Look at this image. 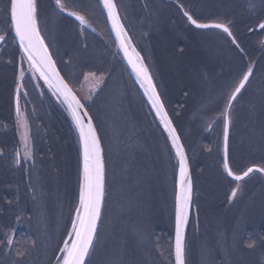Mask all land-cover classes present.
Returning a JSON list of instances; mask_svg holds the SVG:
<instances>
[{"label": "rangeland", "instance_id": "1", "mask_svg": "<svg viewBox=\"0 0 264 264\" xmlns=\"http://www.w3.org/2000/svg\"><path fill=\"white\" fill-rule=\"evenodd\" d=\"M116 2L136 47L144 54L151 67L162 99L190 154L196 190L195 204L205 207L210 203L208 201L211 195L216 193L214 187L217 189L218 184L212 173L223 179L216 193L218 203H222L227 197L229 201L231 189L237 183L240 184L237 197L227 202L222 213L210 215L208 221L203 219V226L208 225V230H211L205 239L201 238L199 243L197 238H192L188 233L187 264H192V259L199 260V263L195 261L194 264H264V254H260L264 250V175L254 172L243 181L234 182L224 172V125L221 115L237 81L248 67H252V78L232 103L229 161L236 174H242L253 165L264 164L263 102V119L258 123L252 119L256 97L262 95L264 90V30L258 27L264 22V0ZM62 3L69 12L85 16L90 27L81 30L75 19H69L65 12L56 8L55 0L50 5L45 0H39L38 14L42 35L59 69L91 112L102 136L105 162L109 170L106 200L115 193L122 204L116 207L115 214L111 211L106 215L105 201L95 246L86 264H130L131 259V264H161L163 258L166 260L164 264H173L175 174L178 168L175 151L167 143L169 140L136 89L119 49L107 31L106 18L98 1L62 0ZM0 7L2 8L1 2ZM184 11H188L201 23L228 24L236 43H233L227 33L218 29L198 30L191 26ZM2 20L5 17L0 11V31L5 30ZM251 29H254L253 33H250ZM82 36H90L88 45ZM160 42H163L164 53L169 61L166 62L167 65L161 64V71L156 62L154 66L152 60L157 51L153 52L154 48L151 49ZM3 64L7 67L0 69V87L14 77L15 80L6 90L0 88V117H6L9 121L4 124L0 122V142L2 140L4 143V146H0V167L3 168L0 185L5 183L7 187V183L11 181L22 189L24 174H20L16 168L15 151L9 150L12 146H7V143L14 141L13 97L16 77L23 64L24 91L26 89L28 95L22 97L21 102L29 123L33 152L31 160L24 162L21 159L30 175L28 190L33 202L40 201L48 205V196H55L57 205L50 210L45 207L40 211L41 205L35 203L38 207L32 208V213L25 208L26 212L22 213L21 219L12 215L6 218L21 225V233L15 242L16 248L13 247V242L11 245L7 243L14 234L13 230L5 228L10 222H4V227L0 223V253L3 259L7 257L5 262L2 259L0 263L57 264V257L63 255L60 248L68 238L70 218L78 196V138L71 123L65 120L66 113L62 104L54 101L37 77L27 71V61L21 60L14 37L11 47L7 44L1 49L0 66ZM88 73H95V77L88 76ZM96 78H102V82ZM244 111L248 115L247 120L243 117ZM58 127L60 129H56ZM61 134L65 135L62 141L59 140ZM53 135L55 144L50 141ZM132 135L137 137L132 145L137 141L140 143L142 156L124 151L128 146L116 149L120 144H126L128 139L131 140ZM39 139L48 146L40 147ZM48 147L50 150L57 149L60 160L57 163V173L63 183L61 188H57V181L48 176L51 163H42L40 160L39 149L49 153ZM153 162L156 165L154 171L151 170ZM71 171L74 173L70 174ZM148 180L150 189H145ZM51 186L55 191H50ZM15 191L12 194L14 196H9V189L5 192L1 189L0 210L3 193L10 199L8 207L11 212L19 196L25 195V192L15 194ZM153 209L161 211L157 220L162 225V238L152 242L151 227L154 226V220L148 215ZM194 209L197 218L199 212ZM129 212L133 217L130 227L126 221ZM134 221L149 224L150 229L147 227L144 231L147 235L136 236L132 232ZM249 243L256 250L248 247ZM258 246L262 248L259 253ZM224 254L226 258L223 257ZM201 260L206 262L202 263Z\"/></svg>", "mask_w": 264, "mask_h": 264}, {"label": "snow or ice", "instance_id": "2", "mask_svg": "<svg viewBox=\"0 0 264 264\" xmlns=\"http://www.w3.org/2000/svg\"><path fill=\"white\" fill-rule=\"evenodd\" d=\"M101 3L103 8L107 10L108 19L112 23V29L116 33L120 48L131 65L136 79L139 81L141 87H143L144 94L148 97L156 116L159 118L160 124L167 132L172 149L175 151L178 177L176 180L174 204L175 240L173 264H185V232L193 203V185L189 174L188 156L183 143H181V137L177 133V129L165 109V103L153 81L152 73L148 65L144 63L143 57L132 44L131 37L121 22L117 5L114 0H101ZM55 6L60 11L65 10L62 0H55ZM0 11L3 12L8 25L4 33L0 34V41L6 40L8 34L14 31L15 39L18 40L19 44L21 60H26L28 63L27 71L33 75L38 73L39 78L44 80L52 94L62 104L66 105L75 132L77 133L80 155L78 200L74 206L73 215L70 218V231L67 233L68 238L63 241V247L60 248V252L63 255L62 257H57V264H86V258L90 256L95 246L94 241L97 238L98 221L101 219L102 208L107 195V170L101 138L84 104L81 103V100L70 87L69 82L65 80L56 68L55 61L49 52V46L46 44L45 37L41 33L37 0H6L3 9ZM183 14L198 29H221L228 36H232L228 24L223 22L201 23L193 18L188 11H184ZM68 15L74 16L81 25L86 23L85 17L78 12H69ZM259 28L264 30V23H261ZM233 43H236L234 39ZM241 51L243 50L241 49ZM252 73V67H248V70L243 72L242 77L231 91L225 103L224 111L221 114L224 125L222 165L224 172L228 177H232L234 182H241L254 172L264 174V164L248 167L242 174H235L229 166V131L232 123V102L237 99L238 94L245 88ZM88 76L95 77V73H88ZM96 79L102 82V78ZM24 80L25 69L23 64H21L15 86V114L19 130L20 148L15 153L14 163L18 166L22 162L20 159L21 150L24 162L31 160L33 157L29 123L25 113L21 109L20 103L21 98L28 95L26 91H22L25 88ZM239 188L240 184L237 183L236 187L231 189L230 202L237 197ZM7 243L11 245L12 240L9 238ZM248 247H252V244L249 243ZM169 254L171 255L172 253Z\"/></svg>", "mask_w": 264, "mask_h": 264}, {"label": "trees", "instance_id": "3", "mask_svg": "<svg viewBox=\"0 0 264 264\" xmlns=\"http://www.w3.org/2000/svg\"><path fill=\"white\" fill-rule=\"evenodd\" d=\"M38 2H39V0H38ZM42 2V1H41ZM45 2L46 3H48V5H50V4H52L53 3V0H45ZM39 5V4H38ZM188 21V20H187ZM189 23V22H188ZM108 28V27H107ZM108 31V33H109V35L111 36V34H110V32H109V30H107ZM254 32V30H252L251 29V32L250 33H253ZM113 42H114V39H113ZM163 42H160L159 44L157 43L156 44V46L154 47H151V49H153V52H156L157 51V54H156V57L154 58H152V60H154V66H155V62H156V65L158 66V68L160 69V71H161V64H165V65H167V63L166 62H169L168 61V57L167 56H165V51H164V45L162 44ZM115 44V43H114ZM162 50V51H161ZM180 54V56H181V54H182V52L181 53H179ZM144 55V54H143ZM165 65H164V67H165ZM158 68L156 67V70L157 71H159L158 70ZM13 80H15V77L13 78ZM13 80H11V81H9V82H7V83H5V84H9V85H3V86H1L0 88H5L4 90H6V88H8L12 83H13ZM137 89V88H136ZM140 94V93H139ZM149 109V108H148ZM66 113V112H65ZM65 116V120H67V121H69V123L71 122L70 121V119H69V117H68V115L67 114H65L64 115ZM12 118H13V123H14V131H15V135H14V141H10V142H8L7 143V146H12L9 150H14L15 151V153H16V151H17V149L18 148H20V144H19V132H18V128H17V122H16V114H15V106H14V102H13V111H12ZM154 120L156 121V123L159 125V123H158V121L154 118ZM5 121H8V119L6 118V117H0V122L2 123L3 122V124L5 123ZM126 121H127V117H125V120H124V122L126 123ZM9 122V121H8ZM71 125V124H70ZM115 126H116V124L114 125V127L113 128H115ZM71 127H72V125H71ZM159 127H160V125H159ZM161 128V127H160ZM56 129H60L59 127L58 128H56ZM5 131H8V130H5ZM100 133V132H99ZM154 133V132H153ZM128 134L129 133H127V135H126V137L128 136ZM137 134H138V132H137ZM58 136V135H57ZM101 136V135H100ZM53 137H54V135L53 136H51V142L53 143V144H55L56 142H54L53 141ZM63 137H65V135H62L61 134V138L59 139V140H63L62 138ZM56 138V137H55ZM101 138H102V136H101ZM132 139L130 140V139H128L127 141H126V144H124L123 146L120 144L116 149L118 150V148H120V147H124V146H128L127 148L125 147L124 149V151H128V152H132L133 154H139L140 156H142L143 155V153H142V148H140L139 147V142L137 141V143L136 144H134V145H132V143L135 141V140H137V137H136V135H132V137H131ZM57 139V138H56ZM40 140V142L38 143L39 145H40V147H42L43 148V146H48V144H46L45 142H42L41 143V139H39ZM58 140V139H57ZM144 140V138L142 139V141ZM0 146H4V143L2 142V140H1V142H0ZM50 147V146H49ZM48 147V150H50V148ZM141 153V154H140ZM39 155H40V160H42V163H43V161H44V163H46L47 161H49L50 163H51V165H50V168H48V171L50 172V173H48V176H49V178H52V179H54V180H56L57 182H56V187L58 188V187H62V185H63V183H62V180H61V177L59 176V174L57 173V171H58V166H57V163H60V160H59V157H58V155H57V149L56 148H54V149H52L51 148V150H50V152L49 153H46V152H43V150L41 151L40 149H39ZM21 159H23L22 158V150H21V157H20ZM22 161V160H21ZM155 162H153V163H151V170L152 171H154L155 170ZM16 168L19 170V173L20 174H24V177L22 178V181L23 182H21V187H22V189L20 188V187H18V186H16V183L15 184H13L11 181L10 182H8L7 183V187H5V183H2L1 185H0V193H1V189H3V192H5V191H7L8 189L11 191L10 193H7L9 196H14V195H12L13 193H14V190H16L15 191V194H20V193H24L25 192V195L24 196H19V199H18V201L16 202V203H14L13 204V208H12V212L10 211V209H9V207H8V204H9V202H10V199H9V197H7V195L6 194H2L1 195V197L3 198V203H2V208H1V210H0V223L2 224V226L4 227V222H6V221H9L8 219H6L9 215H12L13 217H18L19 219H21V215H22V213L23 212H26V210H25V208H27L28 210H30L29 211V213H32L34 210H31L32 208L34 209V207H38V206H35V203H37V204H39V205H41L40 206V211L42 210V209H44L45 207H47V209L48 210H50V209H52V207H54L55 208V206L57 205V201H55V196H48V205L47 204H45V203H42V202H40V201H36V202H33L32 201V197H31V194H30V192H29V190H28V188H29V185H30V183H31V180H30V175H29V173H28V170L27 169H25L24 168V165H23V162H22V165L19 167L18 165L16 166ZM106 168H107V177L109 176V170H108V167L106 166ZM2 167H0V173H2L1 171H2ZM22 169V170H21ZM74 172H75V169L73 170ZM74 172H72L71 171V173L70 174H72V173H74ZM218 173L220 174V172L218 171ZM212 175L216 178V180H217V189L214 187V189L216 190V193H217V191L219 190V185H221L220 184V181H222L223 182V179H221V178H218L217 177V175L216 174H214V173H212ZM10 178V177H9ZM48 178V179H49ZM11 179V178H10ZM26 179V180H25ZM211 185H213L212 183H211ZM215 185V184H214ZM12 188H11V187ZM63 190V189H62ZM13 191V192H12ZM50 191H55V189H54V187H50ZM112 193H113V191H112ZM111 193V194H112ZM216 193L215 194H213V195H211V199H210V201H208V202H210V203H208V204H206V206L204 207V206H202V207H200L199 206V204H197V207H198V212H199V219H198V225H200V222H201V224H202V221H203V219L204 218H206L207 219V221H208V218L210 217V215H216V213H215V211H216V209H220L221 208V211L223 212L225 209H226V205H227V202H229L228 201V197L226 198L227 199V201H225V200H223V202L222 203H218V200H216ZM227 193V192H226ZM119 196L121 197V198H123V196L119 193ZM115 199V200H114ZM217 201V202H216ZM216 202V203H215ZM106 203H107V214L106 215H109V212H113V214H115L116 213V207L117 206H119V205H122L121 204V202L116 198V194L114 193L113 194V196L111 195L110 196V199L107 197V200H106ZM52 206H51V205ZM28 215V214H27ZM131 213L129 212V217L131 218ZM125 217H126V215H125ZM128 217V218H129ZM110 218H112V217H110ZM127 218V219H128ZM127 219H126V221H127ZM10 222V221H9ZM20 226L21 225H16L15 223H12V222H10V225L8 226V227H5L7 230H13V232H14V240L12 241L13 242V247L14 248H16L15 247V242H16V238H17V236H18V234H20L21 232H19V229H20ZM4 228V229H5ZM211 229V228H210ZM211 231V230H210ZM210 231L208 230V228L206 227L205 228V230H204V232H203V235H202V239H205V237L207 236V234L209 235V233H210ZM200 243V242H199ZM202 245H204V243H202ZM262 246L264 247V243L262 244ZM12 247V248H13ZM28 248H30V245H29V247ZM199 248V247H198ZM252 249H255L256 250V248H254V247H252ZM254 250V251H255ZM260 250H262V248L261 247H257V252L259 253L260 252ZM224 253V252H223ZM1 254L2 253H0V260H2L3 259V257L1 256ZM226 254H228V251L226 252ZM226 254H224V256L223 257H225L226 258ZM19 257H22V255L20 254H17ZM196 254H194V256H195ZM7 258V257H6ZM6 258L5 259H3V261L2 262H5V260H6ZM132 258V257H131ZM31 259V258H30ZM195 261H197L198 263H199V260L198 259H196V260H193L192 259V264H194L195 263ZM202 261V260H201ZM205 261V260H204ZM204 261H202V263L204 262ZM2 262L0 263V264H2ZM11 262H13V261H11ZM166 262V260L163 258V260L161 261V264H164V263ZM206 262V261H205ZM132 263V259H131V262H130V264ZM143 263V262H142ZM197 263V264H198ZM203 264H206V263H203Z\"/></svg>", "mask_w": 264, "mask_h": 264}, {"label": "bare ground", "instance_id": "4", "mask_svg": "<svg viewBox=\"0 0 264 264\" xmlns=\"http://www.w3.org/2000/svg\"><path fill=\"white\" fill-rule=\"evenodd\" d=\"M11 34H14V31L11 32ZM262 86H264V84ZM180 92H182V88L180 89ZM260 99H261V101H260ZM262 102L264 103V90L262 92V95L256 97L255 104L253 105L254 108H252L253 109V111H252L253 118L252 119H255V121H257L256 123H258V121H261L260 119H263V112L261 113V109L263 108ZM247 116L248 115H247L246 111H244V115H243L244 119L247 120L248 119ZM230 127H231V125H230ZM260 127L262 129L263 125H261ZM217 172H218V170H217ZM149 178H151V176ZM149 185H150V180L147 181L145 189H147L149 187ZM148 189H150V188H148ZM160 215H161V211H159V209H153L151 211V214L148 215V217H152L153 220H154V226L151 227L152 233H153L151 235V241L152 242L153 241H158L159 239L162 238V236L160 234L161 233L160 229H161L162 225L160 223H158V220H157ZM131 218L133 219L132 216H131ZM131 218L129 217L127 219L129 227L131 226V222H132ZM134 222H135L134 223V229H132V232L134 234H136V236L137 235H140V236L147 235V234H144V231H145V229L147 227H148V229H150L149 224H146L145 221L144 222H140V223H138V221H134ZM136 230H137V232H136ZM173 233L175 234V230L173 231Z\"/></svg>", "mask_w": 264, "mask_h": 264}, {"label": "water", "instance_id": "5", "mask_svg": "<svg viewBox=\"0 0 264 264\" xmlns=\"http://www.w3.org/2000/svg\"><path fill=\"white\" fill-rule=\"evenodd\" d=\"M98 2H99V4H100V6H101V8H102V10H103V12H104V15H105V17H106V20H107V24H108V26H109V28H110V30H111V32H112V34H113V36H114V38H115V40H116V42H117V45H118V48H119V50H120V53H121V55H122V58H123V60H124V62H125V64H126V66H127V69H128V71H129V73H130V75L132 76V78L134 79V81L136 82V84L138 85V87H139V89H140V91H141V93L143 94V96L145 97V99H146V101H147V103H148V105H149V107H150V109L152 110V112H153V114L155 115V117L158 119V121H159V118L156 116V113H155V110L152 108V106H151V103L149 102V99H148V97L144 94V89H143V87H141V85H140V83H139V81L136 79V75H135V73H134V71H133V69H132V67H131V65L128 63V61H127V59L125 58V55H124V52L121 50V48H120V45H119V41L117 40V37H116V33H115V31L112 29V23H111V21L108 19V16H107V10L106 9H104L103 8V5H102V3H101V0H98ZM114 2H115V4L117 5V3H116V1L114 0ZM117 10H118V14H119V16H120V18H121V15H120V10L118 9V6H117ZM63 12H65V14L66 15H68V13H69V11H66V10H64ZM68 16H70V15H68ZM70 17H72L73 19H75V17L74 16H70ZM76 20V19H75ZM77 21V20H76ZM77 22H79V21H77ZM121 22L123 23V21H122V18H121ZM123 25H124V23H123ZM82 26H87L88 27V25L85 23L84 25H82ZM194 26V25H193ZM124 27H125V25H124ZM195 27V26H194ZM125 29H126V27H125ZM260 29V28H259ZM221 30V29H220ZM126 31H127V29H126ZM128 32V31H127ZM15 35V34H14ZM128 35H129V33H128ZM130 36V35H129ZM132 41V40H131ZM17 42H18V40H17ZM46 42V41H45ZM47 44V43H46ZM132 44H133V42H132ZM134 45V44H133ZM136 48V47H135ZM137 50V49H136ZM138 51V50H137ZM49 52H50V50H49ZM51 53V52H50ZM52 55V54H51ZM141 55V54H140ZM52 59L54 60V58H53V56H52ZM144 63L146 64V62L144 61ZM56 64V63H55ZM147 65V64H146ZM56 68H57V70L59 71V69H58V67H57V65H56ZM60 72V71H59ZM38 74V73H37ZM60 74H61V72H60ZM39 75V74H38ZM62 75V74H61ZM63 76V75H62ZM252 76V75H251ZM251 78V77H250ZM66 80V79H65ZM153 81H154V79H153ZM155 83V82H154ZM248 83V82H247ZM246 83V84H247ZM246 86V85H245ZM71 87V86H70ZM72 88V87H71ZM73 90V89H72ZM158 90V89H157ZM243 90V89H242ZM241 90V91H242ZM73 92L76 94V92L73 90ZM159 92V91H158ZM51 95V94H50ZM77 95V94H76ZM239 95V94H238ZM51 97H52V99L54 100V101H57V102H60L59 100H58V98L56 97V96H52L51 95ZM77 97L79 98V96L77 95ZM162 98V97H161ZM80 99V98H79ZM81 100V99H80ZM234 102V101H233ZM232 102V103H233ZM61 103V102H60ZM81 103H83L82 101H81ZM84 104V103H83ZM65 107H66V105H64ZM85 106V105H84ZM62 109H65L64 107H63V105H62ZM67 109V108H66ZM85 109L87 110V108H86V106H85ZM165 109H166V106H165ZM167 110V109H166ZM87 112H88V114L90 115V113H89V111L87 110ZM168 112V111H167ZM169 114V113H168ZM70 116V115H69ZM91 116V115H90ZM152 117H153V115H152ZM169 117H170V115H169ZM171 118V117H170ZM87 119V118H86ZM160 122V121H159ZM93 123H94V121H93ZM94 125H95V123H94ZM173 125H174V123H173ZM96 126V125H95ZM159 126V125H158ZM175 126V125H174ZM177 133H178V130H177ZM99 134V133H98ZM179 134V133H178ZM229 136H230V131H229ZM181 143H183V141H182V139H181ZM101 144H102V141H101ZM184 145V144H183ZM102 147H103V145H102ZM185 151H186V149H185ZM186 154H187V152H186ZM104 156H105V154H104ZM188 156V155H187ZM188 161H189V159H188ZM229 166H230V164H229ZM189 174H190V176H191V179H192V185H193V178H192V172H191V167H190V163H189ZM178 177V176H177ZM232 178V177H231ZM193 193V192H192ZM77 200H78V196H77ZM76 203H77V201H76ZM104 205H105V203H104ZM103 210H104V206H103V208H102V215H103ZM191 210V209H190ZM102 215H101V219H102ZM101 219H100V221H98V231H99V228H100V223H101ZM97 234H98V232H97ZM174 240H175V234H174ZM94 243H95V241H94ZM88 258L89 257H87L86 258V262H87V260H88ZM185 258H186V256H185ZM185 264H186V262H185Z\"/></svg>", "mask_w": 264, "mask_h": 264}, {"label": "flooded vegetation", "instance_id": "6", "mask_svg": "<svg viewBox=\"0 0 264 264\" xmlns=\"http://www.w3.org/2000/svg\"><path fill=\"white\" fill-rule=\"evenodd\" d=\"M0 2L2 3V8L0 7V10L3 9L4 7V3L6 2V0H0ZM2 12V11H1ZM2 15H3V12H2ZM4 16V15H3ZM89 22V21H88ZM90 23V22H89ZM7 24V21L6 19L5 20H2V25L5 27V29L8 27ZM81 30H84V29H81ZM1 34L4 33V30L0 31ZM84 34V32H83ZM82 39L85 41L86 45H88V43L90 42V36H82ZM83 40H82V43H83ZM12 41H13V37L11 35V32L8 34V37L6 40L3 41V43H0V52H1V49L5 48L6 45L8 44L10 47L12 46ZM2 44V45H1ZM6 65L3 64L2 66H0V69H2L3 67H5ZM7 67V66H6ZM26 87V86H25ZM26 91V89H25ZM21 159V158H20ZM22 165V162L21 164L19 165V167ZM24 168L27 169V166L24 165ZM227 206V205H226ZM196 207H197V203H196ZM195 208V207H194ZM192 208L191 212H190V216H189V222H188V230H189V233L191 234V237H195L197 238V240L200 242V239L203 235V232L205 230V228L207 227L208 228V225H206L205 227L203 226V224H201L200 222V225H198V219H199V216L196 218V214H194V211L195 209ZM216 214L218 213H222L221 211V208L218 210L216 209L215 211ZM200 247V246H199ZM196 253V252H195ZM260 254H264V250L260 252Z\"/></svg>", "mask_w": 264, "mask_h": 264}]
</instances>
